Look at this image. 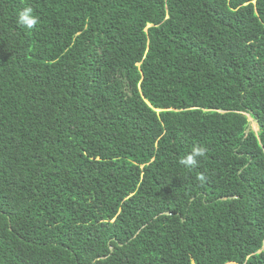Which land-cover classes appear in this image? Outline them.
<instances>
[{"label": "trees", "instance_id": "obj_1", "mask_svg": "<svg viewBox=\"0 0 264 264\" xmlns=\"http://www.w3.org/2000/svg\"><path fill=\"white\" fill-rule=\"evenodd\" d=\"M0 264H264V0H0Z\"/></svg>", "mask_w": 264, "mask_h": 264}, {"label": "clouds", "instance_id": "obj_2", "mask_svg": "<svg viewBox=\"0 0 264 264\" xmlns=\"http://www.w3.org/2000/svg\"><path fill=\"white\" fill-rule=\"evenodd\" d=\"M16 23L18 26L24 28L25 30H31L38 25L39 17L38 15L35 14L34 8L28 5V6L23 7L17 13ZM249 118H252V117L250 116ZM204 155H205V150L202 147L194 146L191 152H189L186 156L182 157L179 160V164L185 168H191L197 164L198 158L203 157ZM198 179L203 181L204 176L200 175Z\"/></svg>", "mask_w": 264, "mask_h": 264}, {"label": "rangeland", "instance_id": "obj_3", "mask_svg": "<svg viewBox=\"0 0 264 264\" xmlns=\"http://www.w3.org/2000/svg\"><path fill=\"white\" fill-rule=\"evenodd\" d=\"M250 120H251V123H252V127H253V129H254L255 131H257V130H258V125H257V123H256L252 118H250Z\"/></svg>", "mask_w": 264, "mask_h": 264}, {"label": "water", "instance_id": "obj_4", "mask_svg": "<svg viewBox=\"0 0 264 264\" xmlns=\"http://www.w3.org/2000/svg\"><path fill=\"white\" fill-rule=\"evenodd\" d=\"M251 121V120H250ZM256 123H258V120H254ZM250 127H252V123L250 122ZM249 132V129L247 130Z\"/></svg>", "mask_w": 264, "mask_h": 264}]
</instances>
